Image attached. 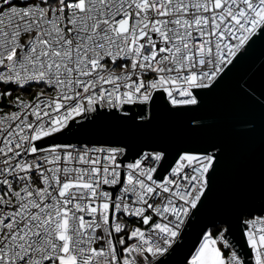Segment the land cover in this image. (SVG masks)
<instances>
[{"label":"snow or ice","instance_id":"6c2138e0","mask_svg":"<svg viewBox=\"0 0 264 264\" xmlns=\"http://www.w3.org/2000/svg\"><path fill=\"white\" fill-rule=\"evenodd\" d=\"M262 41L264 0H0V264H168L227 152L140 137L158 100L197 113ZM233 171L232 219L205 224L184 264H264V188Z\"/></svg>","mask_w":264,"mask_h":264},{"label":"water","instance_id":"95a60500","mask_svg":"<svg viewBox=\"0 0 264 264\" xmlns=\"http://www.w3.org/2000/svg\"><path fill=\"white\" fill-rule=\"evenodd\" d=\"M262 61L264 41L253 48L212 94L202 98L201 108L197 113H170L162 100H158L154 106L155 125L140 138L169 144H177L190 138L214 139L222 142L227 152L225 167L215 178V190L209 195L202 216L192 222L181 247L168 257V264H184L185 258L194 251L205 224L210 225L214 219H232L233 206L227 193L237 179L233 171V161L236 158L242 161L241 179L245 186L257 192L264 188V107L254 103L240 91L241 82L247 80L257 95L264 93ZM193 116L209 122L208 127L196 133L189 132V121ZM246 122L253 123L254 130L238 132L237 124ZM110 128L128 136L129 139H136L115 122ZM231 239L241 254L247 252L238 233Z\"/></svg>","mask_w":264,"mask_h":264},{"label":"built area","instance_id":"2783aa9c","mask_svg":"<svg viewBox=\"0 0 264 264\" xmlns=\"http://www.w3.org/2000/svg\"><path fill=\"white\" fill-rule=\"evenodd\" d=\"M35 94H33L31 91H29V93L24 97L26 99H32L34 97ZM4 103V102H3ZM8 103V102H7ZM6 103V104H7ZM0 107H2V105H0ZM218 234V230L216 232H213V235H217ZM227 254V253H226Z\"/></svg>","mask_w":264,"mask_h":264},{"label":"rangeland","instance_id":"374dc122","mask_svg":"<svg viewBox=\"0 0 264 264\" xmlns=\"http://www.w3.org/2000/svg\"><path fill=\"white\" fill-rule=\"evenodd\" d=\"M33 94H35V92H33V91H31ZM17 95V94H16ZM8 101L7 100H5L4 101V104H6Z\"/></svg>","mask_w":264,"mask_h":264},{"label":"trees","instance_id":"16d2710c","mask_svg":"<svg viewBox=\"0 0 264 264\" xmlns=\"http://www.w3.org/2000/svg\"><path fill=\"white\" fill-rule=\"evenodd\" d=\"M30 91H31V90H30ZM16 94H17V93H13L14 96H15ZM216 231H217V230H215V229L213 230V232H216Z\"/></svg>","mask_w":264,"mask_h":264}]
</instances>
